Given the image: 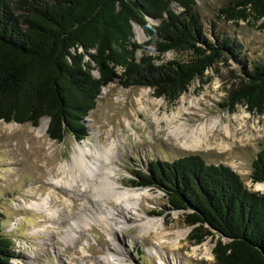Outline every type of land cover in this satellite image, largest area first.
<instances>
[{"label": "trees", "instance_id": "trees-1", "mask_svg": "<svg viewBox=\"0 0 264 264\" xmlns=\"http://www.w3.org/2000/svg\"><path fill=\"white\" fill-rule=\"evenodd\" d=\"M197 4L0 0V120L38 127L47 118L51 140L62 142L70 134L81 142L89 136L87 117L112 82L150 88L155 97L177 102L195 80L208 83L207 71L224 55L241 57L234 40L207 38ZM218 16L236 23L260 20L264 0H237ZM135 25L148 38L144 43L135 41ZM170 51L187 52L190 59L162 61ZM241 72L240 87L223 107L233 111L245 104L264 114V64L246 65ZM134 174V187L159 189L170 210L184 212L185 223L195 227L190 238L195 244L219 236L214 250L219 264H264V193L249 190L231 167L190 155L152 161L146 172ZM251 179L264 183V150L252 163ZM14 258L0 213V264Z\"/></svg>", "mask_w": 264, "mask_h": 264}, {"label": "rangeland", "instance_id": "rangeland-1", "mask_svg": "<svg viewBox=\"0 0 264 264\" xmlns=\"http://www.w3.org/2000/svg\"><path fill=\"white\" fill-rule=\"evenodd\" d=\"M236 1L198 0L196 11L207 38L212 40L213 35H218L234 40L240 45L241 57L224 55L223 60L207 71L208 83L195 80L175 103L155 97L150 88L125 89L118 81L112 82L103 89L96 108L86 120L89 130L86 139L89 138L91 143L96 145L98 140L104 145L109 135V142L120 144L118 151L121 153L115 160V177L118 183L129 189L148 191V195L138 203V212L145 217L142 222L147 218L163 224L164 240H158L154 233L144 236L141 220L135 211L128 210L125 214L127 222L121 232L114 235L113 241L106 227L93 220V216L108 214L116 207L109 201V194L94 192L91 183L83 193L78 191L81 183H73L74 188L68 190L49 180L47 168L51 164L48 166V161L55 158V165L72 164L76 145L84 140L78 142L66 134L62 142H57L51 140L46 131L40 141L43 154L48 155L47 167H44V160L32 158L37 157L39 139L36 135L43 126V119L38 127L10 123L8 125L15 129L13 132L4 126L0 128V213L3 234L12 239L16 255L9 264H108L106 258L111 254L125 258L128 264H158L161 258L166 264H219L214 253L219 236H206L203 243L195 244L190 239L195 227L185 223L184 212L170 210L161 190L134 187L133 181L136 180L134 172H146L152 161L172 162L199 155L209 164L231 167L249 190L264 193V188H257L264 183L254 184L251 179L252 163L264 150V114L250 111L245 104L237 105L233 111L223 107L230 100L231 92L240 87L241 69L246 65L251 68L254 63L264 64V17L260 20L251 17L249 21L236 23L218 16L221 8ZM176 11L180 12L181 8H176ZM134 31L138 43L148 40L139 26L136 25ZM189 59V53L176 51L162 57L165 62ZM179 112L183 114L180 121L187 125L188 130H199L202 125L209 127L218 121L215 128L218 135L227 126L236 136L235 140L229 141L230 150L187 152L176 146L169 136L166 119ZM21 126L23 128H19ZM97 176L92 178L93 181L99 180ZM58 178L62 181L63 176ZM118 190L122 191L121 188ZM49 196L53 200L51 207L58 211L56 218H48L29 207ZM54 198H59L58 203ZM121 206L126 208L124 202ZM117 215L115 219L120 221L123 214ZM177 231L186 233V237L175 250L168 243L175 238ZM68 233L72 235L71 240L66 237ZM195 248L198 249L194 251ZM153 249L160 254L155 255Z\"/></svg>", "mask_w": 264, "mask_h": 264}, {"label": "bare ground", "instance_id": "bare-ground-1", "mask_svg": "<svg viewBox=\"0 0 264 264\" xmlns=\"http://www.w3.org/2000/svg\"><path fill=\"white\" fill-rule=\"evenodd\" d=\"M182 115L183 114L179 112L166 119L169 128V136L175 142L176 146H179L187 152H205V150L209 151L213 149H218L221 152H227L230 150L229 141L233 139L235 140L236 136L227 126L222 129L223 133L218 135L215 133V128L217 127L218 121L213 122V124L209 127L202 125L201 129L199 130H188L187 125L180 121L182 119ZM47 123V119H43V126L40 128V131L37 134L38 136L36 135V139H39L37 142L39 143L36 151L37 157L32 156V158L37 159L38 161L44 160V167H47L46 159H48V155L43 154V147L41 146L42 143H40V141L43 136L46 135ZM1 126H4L5 129L9 130L10 132L15 130L13 125L0 122V128ZM19 128L23 127L21 126ZM218 136L220 137L218 138ZM109 139L110 136L108 135V139L104 145H102L98 140L97 144L94 145L90 142L89 138L84 140L82 143L77 144L74 151L72 164L64 163L55 165V158L50 159V161H48V166L50 164L51 166L47 168L49 170L48 176L50 177V183L61 186L65 189L67 188L68 190L73 189L74 184L81 183L79 185L81 187L78 191L83 193L85 190H87V186L91 183V189L94 192L100 193V191H104L105 193L109 194V201L114 202L116 207H113L111 211L108 212V214L93 216V220L98 225H103L106 227L107 233L109 236H111L113 241L115 240L114 238L116 233L118 231L121 232V230L124 228L123 224L127 222V217L125 214L129 212L128 210L135 211L136 217L141 220V232L144 236H149L154 233L158 240H164L162 235L163 224L161 222L158 223L155 220L147 218L144 220V222H142L143 218L145 217H143V215L138 212V209L140 208V204L138 203L148 195V191H136L118 183L115 177L116 175L114 168L116 167L115 160L117 159V155L121 153L118 151V145L120 144L115 141L109 142ZM212 145H214V147H211ZM49 147L51 146L49 145ZM92 147L95 149L93 150ZM73 171H75V173H73ZM69 173L72 174L70 178H68V175H70ZM98 173H101L103 176ZM97 175L100 177L99 180L93 181L92 178L98 177ZM59 176H63L62 181L59 180ZM56 178H58V180H56ZM119 188H121L122 191H119ZM257 188H264V184H259ZM100 195L102 194L100 193ZM54 199L55 203H58L59 198ZM52 202L53 200L51 199V196H49L42 199L41 203H32L29 205V207L35 210L37 213H44V215H46L48 218H56L57 210H54L51 207ZM122 202H124L126 208L121 206ZM117 213L123 214V217H121L120 221L115 219V216H118ZM175 233V238L168 243V246L177 250L179 249L180 241L186 237V233L182 231H177ZM32 234H36V232H32ZM66 237L71 240V233H68ZM197 249L198 248H195L194 251ZM152 252L155 255L160 254V252H158L156 249H153ZM106 261L108 264H128L125 258H119V256L112 254L106 258ZM158 264H166V262L161 258ZM174 264L178 263L174 262Z\"/></svg>", "mask_w": 264, "mask_h": 264}, {"label": "water", "instance_id": "water-1", "mask_svg": "<svg viewBox=\"0 0 264 264\" xmlns=\"http://www.w3.org/2000/svg\"><path fill=\"white\" fill-rule=\"evenodd\" d=\"M135 26H136V25H135ZM135 26H134V29H135ZM139 28H140V27H139ZM140 29H141V28H140ZM95 74L98 76V75H99L98 71H96ZM47 121L50 122L49 119H47ZM48 126H49V124H48ZM48 126H47V127H48ZM88 131H89V130H88Z\"/></svg>", "mask_w": 264, "mask_h": 264}]
</instances>
